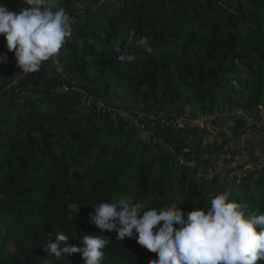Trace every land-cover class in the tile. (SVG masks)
I'll list each match as a JSON object with an SVG mask.
<instances>
[{
	"label": "trees",
	"instance_id": "trees-1",
	"mask_svg": "<svg viewBox=\"0 0 264 264\" xmlns=\"http://www.w3.org/2000/svg\"><path fill=\"white\" fill-rule=\"evenodd\" d=\"M2 2L13 11L24 7L21 0ZM56 6L75 20L57 55L59 71L49 59L24 74L0 36V57H7L0 62V264H43L49 233L62 231L70 246H83L82 234H100L93 206L116 197L146 208L177 203L187 213L227 190L246 214H264V171L223 186L201 152L215 146V155L226 153L221 142L201 144L219 129L201 127L198 135L188 124L176 128L164 111L179 113L187 102L203 114L216 105L264 106V0H57ZM118 41L134 61L117 58ZM233 76L240 91L230 85ZM227 90L240 102L226 98ZM239 126L242 120L226 125L234 140ZM254 133L253 140L260 132ZM242 142L244 150L251 139ZM236 159H224L226 169L247 162ZM105 235L111 242L102 264L157 258L134 237ZM51 264L83 260L73 254L52 257Z\"/></svg>",
	"mask_w": 264,
	"mask_h": 264
},
{
	"label": "clouds",
	"instance_id": "clouds-1",
	"mask_svg": "<svg viewBox=\"0 0 264 264\" xmlns=\"http://www.w3.org/2000/svg\"><path fill=\"white\" fill-rule=\"evenodd\" d=\"M19 11L10 10L0 0V36L9 52H14L16 68L24 74L38 72L42 64L57 55L71 37L70 17L57 0H21ZM134 35V34H133ZM141 46L151 53L147 38ZM116 42L113 51L121 61L131 62L135 55ZM7 57H0V62ZM207 207L185 212L177 203L162 208H146L116 197L94 207L92 223L100 234H82L83 246H70L62 231L45 238L43 250L51 264L52 257L79 254L83 264H102L104 249L111 242L105 233H116L123 241L135 238L142 248L156 253L150 264H258L264 262V214H246L241 205L230 199L227 190L208 197ZM78 211V210H77ZM159 226V227H158ZM54 237V242L50 240Z\"/></svg>",
	"mask_w": 264,
	"mask_h": 264
},
{
	"label": "rangeland",
	"instance_id": "rangeland-1",
	"mask_svg": "<svg viewBox=\"0 0 264 264\" xmlns=\"http://www.w3.org/2000/svg\"><path fill=\"white\" fill-rule=\"evenodd\" d=\"M58 71H59V68L57 67L56 68ZM240 73V69L238 70V74L237 76L239 75ZM235 76H233L232 78L229 77V81H230V85L232 87H234L237 91H240L242 88L241 86L236 82V80L234 79ZM233 97L232 100H234L235 103H238L240 102L241 100V95L238 96V93H233L231 90H227L225 92V97L228 98V97ZM200 105H198V107H195L194 105L190 106L189 103H185L184 104V107L180 110L179 113H176L175 110H171V108H168V109H165L164 111H167L170 115V122L169 124L171 125V121L173 118L176 119V121L180 118H184V119H190L191 120V123H187L188 125H191L192 127H194L196 129V133L198 135L202 134V129H200L201 127H208L210 125H214V127H216L217 129H219V131L215 130V129H210V131L213 133L211 135H207L206 137H203L204 138V142H202L201 144L202 145H205L208 143V140L211 139L214 141V143L218 142V143H223L222 146L223 148L226 150L225 152L226 153H223L224 155L223 156H219V155H215V150L214 148L216 149L217 147L215 146H212V149H209V148H201V152H204L205 153V157L207 158V161L209 162L210 166L214 167V169H212V171H217L218 172V175L220 177V182L223 181V178H222V175L224 173V171H228V170H233V169H238V168H230V169H226V167L222 168L223 167V160L224 158H232L227 164H235V159H236V156L237 157H244L245 158V161H253V159L249 160L248 158L252 157V154L254 155V152H253V148H258V147H261L263 149L264 147V140L262 138H260L262 135L261 134H256V137H259L260 141H257L258 138H256L255 140L251 139L252 137L255 136V133H246L244 132V137L240 136V133L243 132V129L241 126H239V128H235V133H238L237 135V138L235 137V140L233 138L230 137V135L234 134L233 130L229 127L226 129V125L227 123H230L227 122L228 120H226L225 118H221L219 119L218 117H215L213 118L212 120H209V121H202L200 122V124H194L192 123V120H194L196 123H198V121L196 120L197 118L199 117H204V116H209V115H216L217 113H219V111H222L224 109H228L229 106H224L220 109H218L217 105L209 112V114H203L201 112V110L199 109ZM259 111L261 109H264V106L263 105H260V106H257V108H250L248 110H244L241 106H237L235 108V110H241L243 113H249V112H252V110H258ZM171 110V111H169ZM258 111V112H259ZM146 118H149L151 120H153V117L150 116V115H144ZM177 117V118H176ZM236 118V117H235ZM219 120V121H223L222 123H219V121H216ZM235 121V120H233ZM179 126H185L184 122H180L179 123ZM220 127H224V129L220 128ZM222 130V131H220ZM260 133H263L264 130H260L259 131ZM234 136V135H233ZM209 138V139H208ZM248 139H251V142H247L244 146V148H246L245 150H243L242 147V141L243 140H248ZM253 140V141H252ZM242 150V151H241ZM250 152V156L248 157L246 154ZM216 156V157H215ZM234 157V158H233ZM247 162V163H248ZM202 167V165L200 166V168ZM236 167V166H235ZM259 172V171H258ZM222 178V179H221ZM223 186H226L225 182H221ZM230 185L227 186L228 190H230ZM251 191L252 188L250 189ZM249 190V192H250ZM248 191V190H246ZM244 190V192H246ZM79 247H82V246H79ZM9 250H12V246L8 245L6 246V251H9ZM80 255L77 253L75 254V258L79 257Z\"/></svg>",
	"mask_w": 264,
	"mask_h": 264
},
{
	"label": "built area",
	"instance_id": "built-area-1",
	"mask_svg": "<svg viewBox=\"0 0 264 264\" xmlns=\"http://www.w3.org/2000/svg\"><path fill=\"white\" fill-rule=\"evenodd\" d=\"M74 22H75L74 18L70 17L69 23L71 27L74 24ZM57 55L50 58L52 64L55 67L58 66ZM258 111L259 109L252 110V112H249V113H243L241 110L224 109L222 111H219V113H217L216 115H209V116H204V117L202 116V117L197 118L196 120L198 121V123L192 120V123L200 124V122L202 121L206 122V121L212 120L215 117H218L219 119L225 118L226 120H228L227 122L229 121L231 122L233 120H242L245 125V127L243 128V132L250 134V133L258 132L264 129V109H261L259 112ZM216 121H219V120L216 119ZM171 122L176 126V128H179L180 122H184V124L186 125L187 123H191V120L180 118L177 121L175 119L174 121H171ZM222 122L223 121H219V123H222ZM247 162L246 164H244L243 167H240L238 169L224 171L222 175L223 181L230 184L233 180L239 181L243 176L251 172L264 171L263 164L255 163L254 161H249L248 163Z\"/></svg>",
	"mask_w": 264,
	"mask_h": 264
},
{
	"label": "crops",
	"instance_id": "crops-1",
	"mask_svg": "<svg viewBox=\"0 0 264 264\" xmlns=\"http://www.w3.org/2000/svg\"><path fill=\"white\" fill-rule=\"evenodd\" d=\"M261 135L263 134V133H260ZM263 136H264V134H263ZM262 136V137H263ZM262 137H260V138H262ZM254 137H252L251 139H253ZM258 139H257V141H260L261 139L259 138V137H257ZM243 143V142H242ZM245 150V149H244ZM254 150H256V151H258L257 153H255V155L257 156V158H259V160H261V161H264V147H263V149L260 147L259 149H257V148H253V152H254ZM250 152H248L246 155L249 157L250 155ZM256 156H254V155H252V157L250 158V159H253V160H256L257 158H256ZM234 158V157H233ZM237 158V157H236ZM224 159H226L227 160V162L230 160V159H232V158H224ZM237 159H235V161H236ZM258 161V160H257ZM228 165H226V164H223V168L224 167H227Z\"/></svg>",
	"mask_w": 264,
	"mask_h": 264
}]
</instances>
